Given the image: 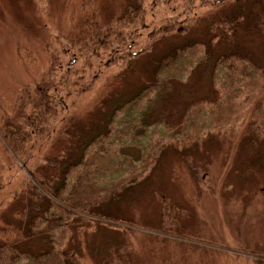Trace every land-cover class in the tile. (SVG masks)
I'll use <instances>...</instances> for the list:
<instances>
[{"label": "rangeland", "instance_id": "obj_1", "mask_svg": "<svg viewBox=\"0 0 264 264\" xmlns=\"http://www.w3.org/2000/svg\"><path fill=\"white\" fill-rule=\"evenodd\" d=\"M95 1L100 12L93 26L87 23V30H78L79 37L94 35L100 23H111V34L87 38L82 47L73 30L84 13L80 0H0V241L12 236L6 231L9 224L20 228L24 213L40 203L43 207L46 199L51 209L69 212L47 218L53 225L68 224L67 234L51 244L44 222L46 231L30 238L28 246L37 255L56 247L66 264H264V141L253 144L246 134L248 104L255 95L241 94L228 114L208 104L195 105L200 110L186 115L183 126L180 117L164 116L179 131L168 133L158 125L146 131L145 155H153L156 162L149 165L144 180L119 199L95 203L118 180L108 175L124 168L120 160L138 157L140 147L129 139L141 128L131 126L125 113L115 120L123 122L111 125L108 140L103 139L112 149L122 148L117 163L113 166L106 155L89 153L83 175L66 180L67 188L79 184L77 190H91V198L76 195L87 205L77 208L73 201L74 205L51 199L44 191L59 183L63 162L74 159L115 105L159 80L155 73L165 56L187 40L207 41L212 36L210 21L244 14L247 20L240 21L237 41L229 46L257 63L264 61L261 18L253 14L251 22L248 16L257 0H224L218 7L215 3L222 0H134L140 16L131 15V21L117 20L131 0ZM220 29L228 33L230 27ZM103 37L108 49L101 46ZM209 69L211 65L197 79L192 75V86L176 84L178 95L167 105L182 111L206 98L214 101ZM57 91L62 104L54 117H48V131L38 137L28 163L22 165L1 130L7 124L27 128L33 101L37 103L39 94ZM20 115L26 122L18 120ZM141 140L142 135L137 137ZM94 159L101 166L92 167ZM89 169L92 174L87 177ZM66 217L67 221L60 219Z\"/></svg>", "mask_w": 264, "mask_h": 264}, {"label": "trees", "instance_id": "obj_2", "mask_svg": "<svg viewBox=\"0 0 264 264\" xmlns=\"http://www.w3.org/2000/svg\"><path fill=\"white\" fill-rule=\"evenodd\" d=\"M133 1L134 0H131V4L123 11L124 14L117 19L118 21H123L124 19L131 21V15L136 18L140 16L139 8L136 9L137 7H133ZM93 2L96 3L95 0H80L79 7L83 8L84 13L77 19L75 26H73V30L77 31L78 34L77 43L82 47L87 45V38L90 40L92 36L96 38L100 36L108 37L111 34V23H100L99 28L97 26L95 27L98 29H96L97 32L94 35L79 37L80 34L78 30L80 32L87 30V23L93 26L92 23L95 21L94 15L100 12L97 7L93 6ZM224 3V0L218 1L215 3V6L218 7ZM253 14H256L257 18H261L260 28L263 30L262 38L264 41V0H257L253 7L251 4L250 14L248 15L249 18H251V22ZM220 17L221 18L217 19L215 22L210 21L213 33L207 41L197 39L185 41L179 46L176 53L171 52L168 56L164 57V60L159 65L160 70L155 73L159 78L158 81L155 82L152 80L149 85L132 95L129 100L117 104L112 108L102 128L80 147L74 159L72 161L69 160L70 162H63V168L60 170L59 183L52 189H50L49 186L45 187L44 191L51 193V199L62 198L72 205H74V202L76 203L75 206H78L77 208H82L81 206L87 205V201L76 199V195L82 199L84 197L91 198L88 193V191L91 190L85 189V186H80L79 190H77L79 184L67 188L65 187L66 180H70L71 177L79 179L80 175H83L86 167L89 166L90 160L87 162L85 161L87 157L88 159L91 157L88 156L89 153L94 156L95 154L106 155L109 163L113 166L117 163L116 158L120 155L122 156V148L117 150L112 149L110 143H103V139L106 137L108 140L110 137V127L112 124L123 122L122 120H115L124 113L129 116L131 126H138L141 128L134 130V135L129 139L132 145L140 147V149L136 150L138 157L132 160L130 158H123L120 160V162L124 163V168L119 169L115 175L113 173L108 175L111 180H115L118 176V180L110 186L106 195L101 200L95 202L98 205L108 203L117 197V199H119L121 193L135 186L138 181L141 182L144 180V174L147 168L149 165H154L156 162L153 155H145V144L147 143L145 137L146 131L151 126L157 125L163 126L168 133L179 131L176 125H171L173 123L165 119L166 116L173 115L175 117H180L179 124L183 126V121H186L188 118L186 115L194 114L200 110V107L195 108V105L201 106L208 104L215 106L216 109H219V112L228 114L234 109L235 101L241 94L255 95L256 99L248 104L251 106L250 114L247 118L250 131H247L246 134L250 137L253 144H257L258 141H264V61L260 59V62L257 63L248 53L244 54L242 51H238V47L231 48L229 46L230 42L237 41L236 37L238 32L236 28L241 20H245V18L247 20L246 16L244 14L240 15L234 13L230 19H226L222 16ZM73 20H75V18H73ZM102 20L104 19H101V21ZM212 26H216V30H214ZM220 26H229L230 29L228 33L227 31H222ZM256 26L257 28H255V30L258 29L257 24ZM106 37L102 38L101 46L108 49V45L105 43ZM70 42L73 43V41ZM209 44L213 45L212 49L209 48ZM211 52H220V54L211 55ZM173 53L175 54L173 55ZM176 62L177 64L175 65ZM192 65L193 67H191ZM209 65H211V69L209 70H213L211 83L212 92L215 93L214 101L210 98H206L197 103L190 104L182 111L167 105L170 100L174 102L175 96L178 95L179 86H176V84L192 86L194 80L191 81V76L195 75L194 79L199 78L201 73ZM185 71L186 74L184 73ZM58 94H61L60 91L50 96H47V94L46 96L45 94H39L37 103L34 104V101L32 103V113L29 114V118L26 120L27 122L24 121L22 115L18 117L20 122H26L25 126H27V128L22 129L19 127L21 125L16 126L7 124V129L4 127L1 130L9 148L21 160L22 165L28 163L27 155L30 154L29 152L38 144V137L45 131H48L47 126H45L48 122V117H54L58 110V106L62 104V101H58ZM165 102L166 104L160 105V103ZM246 102L247 100H243L242 107L245 106ZM127 122L129 121L127 120ZM141 135L143 136V140L137 141V137ZM163 141L164 140L159 139L158 145H162ZM93 145H96L95 149ZM92 149L94 150L91 151ZM144 155L148 157L142 161L141 159L145 157ZM142 165L144 166L141 168ZM98 166H101L100 162L94 159V161H92V167L97 168ZM41 170L42 168H38L36 171H40L41 173ZM125 172L128 173L125 174ZM91 174L92 169H89L86 176L90 177ZM52 175L56 174L52 173ZM35 179L38 181L39 185L42 183L40 182V176ZM42 188H44V186H42ZM44 201L46 206L40 207V203L37 209H32V212L29 211L27 215L22 212L24 216L23 220L19 221L20 228L13 224H9L6 231L7 234L12 232V236L4 241H0V264H66L63 252L56 253L54 249L56 247H54V245V248L46 247L44 251L38 255L28 246V240L30 238L36 237L46 231V227L42 226L44 222L47 223V229H49L47 232L50 234V237L53 238L51 244L56 243V240L60 238L62 239L68 227V224L58 225L56 223L53 225V221H51V219L47 220V218L57 217L59 216L58 214H68L69 212L61 207L51 209V203L46 199ZM60 219L62 221H67L69 217ZM34 228H39V230L37 232H32ZM109 262L110 260L107 261V263Z\"/></svg>", "mask_w": 264, "mask_h": 264}]
</instances>
